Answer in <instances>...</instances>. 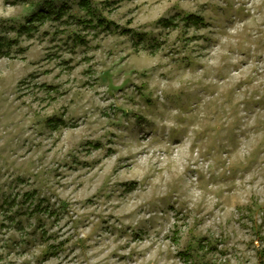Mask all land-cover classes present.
<instances>
[{"label":"rangeland","instance_id":"1","mask_svg":"<svg viewBox=\"0 0 264 264\" xmlns=\"http://www.w3.org/2000/svg\"><path fill=\"white\" fill-rule=\"evenodd\" d=\"M87 1L0 0V264H264V0Z\"/></svg>","mask_w":264,"mask_h":264},{"label":"trees","instance_id":"2","mask_svg":"<svg viewBox=\"0 0 264 264\" xmlns=\"http://www.w3.org/2000/svg\"><path fill=\"white\" fill-rule=\"evenodd\" d=\"M79 3L82 9H84L85 16L76 17L72 14H68V18H70L71 21L77 22L78 24L85 25V26H89V25L91 26L95 24V26H98V27L100 26L103 29H106L107 31H113L110 28L111 23L106 22L103 18L98 16L96 14V10H93L89 7L87 0H80ZM67 9H68V6L66 4H62L58 6V5H55L51 1H46L44 2L43 5L38 6L36 11H34L30 15V17L27 18V20H28V23L29 24L31 23L32 25L34 21L42 22L44 20H47L48 18L60 19V17H62L65 14ZM183 19L186 23H191L193 25L203 24V20L198 16L188 15V16H185ZM79 40L81 41L80 38ZM1 45H2V42H0V47Z\"/></svg>","mask_w":264,"mask_h":264}]
</instances>
